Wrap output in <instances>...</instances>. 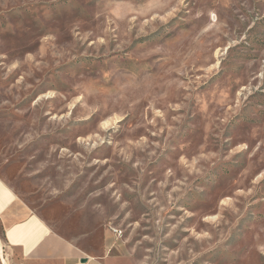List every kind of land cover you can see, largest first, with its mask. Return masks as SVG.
<instances>
[{"label": "rangeland", "instance_id": "rangeland-1", "mask_svg": "<svg viewBox=\"0 0 264 264\" xmlns=\"http://www.w3.org/2000/svg\"><path fill=\"white\" fill-rule=\"evenodd\" d=\"M0 177L89 254L264 264V0H0Z\"/></svg>", "mask_w": 264, "mask_h": 264}, {"label": "crops", "instance_id": "crops-1", "mask_svg": "<svg viewBox=\"0 0 264 264\" xmlns=\"http://www.w3.org/2000/svg\"><path fill=\"white\" fill-rule=\"evenodd\" d=\"M0 227L14 264H128L115 251L98 255L79 248L57 232L1 177Z\"/></svg>", "mask_w": 264, "mask_h": 264}, {"label": "water", "instance_id": "water-1", "mask_svg": "<svg viewBox=\"0 0 264 264\" xmlns=\"http://www.w3.org/2000/svg\"><path fill=\"white\" fill-rule=\"evenodd\" d=\"M87 259H83V261L85 262Z\"/></svg>", "mask_w": 264, "mask_h": 264}]
</instances>
